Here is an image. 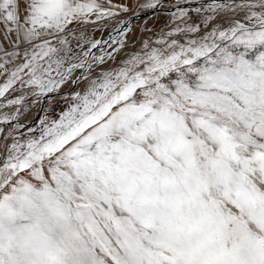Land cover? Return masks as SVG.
<instances>
[{
    "label": "snow or ice",
    "instance_id": "snow-or-ice-1",
    "mask_svg": "<svg viewBox=\"0 0 264 264\" xmlns=\"http://www.w3.org/2000/svg\"><path fill=\"white\" fill-rule=\"evenodd\" d=\"M107 3L0 0V97L86 82L0 129V264H264V0L177 5L166 47L93 77L71 25L128 10Z\"/></svg>",
    "mask_w": 264,
    "mask_h": 264
},
{
    "label": "rangeland",
    "instance_id": "rangeland-1",
    "mask_svg": "<svg viewBox=\"0 0 264 264\" xmlns=\"http://www.w3.org/2000/svg\"><path fill=\"white\" fill-rule=\"evenodd\" d=\"M199 1L160 0L159 6H157L156 8H144V7H140V5L153 3L154 0H111L112 5L126 6L128 10L124 11L123 7H113L111 8V11L116 13V15L114 16H107L97 19V16L93 14L89 16L88 18L89 22L74 23L73 25H71V27L74 29L75 34L77 36H82L83 39L80 41V45H77V43L73 41L72 47L76 51H80L82 46L83 50L91 52L95 48V47L92 48L91 44L95 41L101 42L107 39H109L108 41L110 40L112 41L113 39L114 40L113 42H115L116 41L115 39L121 35L120 33L121 27H116L118 24L130 18L131 20L129 27L134 26L137 23L139 24L140 15L143 16L145 15V13L152 11L155 18L154 17L152 18V16H150L149 17L150 19L149 18H147L148 20L146 19V23H143V25L144 24L145 25H144V29L142 30V33L140 34V36L137 35L138 37L136 38L134 43L131 44V47L127 50V53L123 57H120L118 61H115L114 64L107 62L101 63L98 66V68H96L95 72H93V77L98 76L101 69L105 71L116 70L120 67H123L124 66L123 62L131 59L133 55L139 54L141 56H144L152 48L162 49L166 47V45L157 44L156 41L163 39L170 42L171 38L168 37L166 33L171 29H173L174 27H176L177 25H179L180 27L184 26L179 20L173 21L172 19V13L178 11L177 5L191 10L195 7H199L206 0L203 2H201L202 0ZM207 1H212V0H207ZM97 2L104 5V7H108L107 0H97ZM150 20H151L150 25L147 28H145V26L148 25ZM177 38L180 37L177 36ZM145 42H147L149 45V48L147 49L144 48ZM8 50L11 51L13 49L9 48ZM2 55L3 53H0V56ZM19 62H20L19 60L16 61V63ZM8 67H11V65H9ZM53 75H55V73H53ZM5 82H6L5 76H0V85H3ZM63 86L66 87V85ZM13 88L15 90L9 89V91L5 93L7 99H5L4 97H0V129H3L4 133L6 131L8 132V130L11 127V123H13V121L15 120V119H9L7 122H4L5 116L9 118L16 116L17 118V116L19 115L18 124L23 125V127H20L19 129L13 131V136L18 138H23L21 134H27L28 129L30 127H36L38 125L39 119L44 118L45 116H47L50 120L58 119L63 111L68 110V106L72 102L71 97L73 92L69 94V96L66 98L63 97L49 102L43 101L39 106L38 111L34 112V108L36 107L35 104L32 105L31 101L35 98L30 95L31 90L28 89L26 85L22 88L19 81H17L16 84H14ZM25 93L27 94L26 95L27 103L24 106L8 105L7 103L8 100L15 99L19 97L21 94H25ZM25 107L27 108V111H24ZM17 108H20L19 113H17L16 111ZM1 140L2 139L0 138V143H2ZM7 143L11 144L12 139ZM4 159H5V155H2V157H0V163H2Z\"/></svg>",
    "mask_w": 264,
    "mask_h": 264
},
{
    "label": "bare ground",
    "instance_id": "bare-ground-1",
    "mask_svg": "<svg viewBox=\"0 0 264 264\" xmlns=\"http://www.w3.org/2000/svg\"><path fill=\"white\" fill-rule=\"evenodd\" d=\"M195 1H199V0H195ZM203 1H205V0H202L201 2H203ZM211 2L212 1L206 0L205 2H203V4H207V3H211ZM217 2H224V0H217ZM152 14H153V12L150 11V12L145 13V15H143V16L140 15L139 18H140L141 22L139 21V24L137 23L136 25L131 26V27H129L130 26V20H131L130 18L122 21L120 24H118L116 26V27H121V31H120L121 35L115 39L116 40L115 42H113L114 41L113 39H112V41L111 40L108 41L109 39H107V40L99 42V44L96 45V47L90 52V56L87 58L89 60V62H93V59L95 58L96 63H94V69L96 70V68H98V66L101 64V63H99L100 57L104 58V60H103L104 63L107 62V63H113V64L115 63V61H118L120 57H123L127 53V50L131 47V44L134 43V41L138 37L137 35L140 36V34L142 33V30L144 29V25H145V24L143 25V23H146V19L149 18L150 16H152V18L154 17V14L153 15ZM150 22H151V20L149 21L148 25L145 26V28H147L150 25ZM116 49H119V51L118 52L115 51ZM109 54H111V56L113 58H109ZM95 70H94V72H95ZM82 71L83 70H77L76 75L77 74L80 75V73ZM85 83L86 82L81 81L78 86H76V85L72 86L71 84H65L66 87H64L62 85L58 92L49 94L47 97L43 98L41 100V102H39L38 104H35L36 108H34V112L38 111L39 106L41 105V103L43 101L49 102V101L57 100V99L63 98V97L66 98L72 92L78 91L81 88H83L85 86ZM32 105H33V103H32ZM18 121H19V115L13 121V123H11V127L9 130L14 129V127L16 125H18ZM3 135H4V133H0V138L2 139L1 140L2 143H4ZM10 140H11V138H9L7 140V142ZM0 157H2V155Z\"/></svg>",
    "mask_w": 264,
    "mask_h": 264
}]
</instances>
